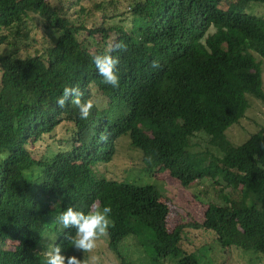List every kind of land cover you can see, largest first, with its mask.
I'll list each match as a JSON object with an SVG mask.
<instances>
[{"label":"trees","instance_id":"1","mask_svg":"<svg viewBox=\"0 0 264 264\" xmlns=\"http://www.w3.org/2000/svg\"><path fill=\"white\" fill-rule=\"evenodd\" d=\"M65 1L0 0V264H43L39 248L50 233L66 259L87 264L64 237L75 230L55 217L95 204L111 206L106 241L121 264H133L122 250L129 237L147 264H201L184 250L198 231H210L227 252L264 259V130H246L240 143L228 135L250 100L264 102V17L248 11L264 0H128L130 28L111 20L121 14L119 0H88L92 7L75 19ZM38 14L53 28L40 49L30 25ZM117 43L123 48L112 51ZM110 51L119 61L117 87L102 83L92 62ZM65 86L93 102L87 119L69 101L56 104ZM63 125L68 148L37 154ZM121 138L142 151L141 168L155 178L169 175L186 188L210 180L221 199L206 203L201 223L190 215L175 221L165 180L98 176L93 166L110 163Z\"/></svg>","mask_w":264,"mask_h":264},{"label":"rangeland","instance_id":"2","mask_svg":"<svg viewBox=\"0 0 264 264\" xmlns=\"http://www.w3.org/2000/svg\"><path fill=\"white\" fill-rule=\"evenodd\" d=\"M79 1L80 0L65 1V9L68 10L69 15L74 19L81 14L82 6L92 7L93 5L88 0H84V2ZM119 1L118 8L121 14L111 17V20L117 24H124L130 28L131 18L130 10L128 9L129 2L128 0ZM52 2L58 3V0H52ZM248 11L264 17V5L262 4H253L248 8ZM97 13L101 15L100 11H97ZM42 20L45 22L46 18H42L38 14L36 20L33 23L30 22V25H32L31 35L38 41L36 45L37 49L42 48L43 44L49 40V34L53 32V28L46 29L41 25L40 22H42ZM37 22L40 24L35 25ZM99 99L100 102L105 104V100L102 97L99 96ZM250 103V107L246 111L242 121L237 126L228 129V135L234 143H240L245 139L247 134L246 130L250 132H257L261 129L264 130V102L255 99L254 102L250 100ZM68 135L69 130L63 125L54 134L46 136L43 141L37 144L34 150L39 155L47 156L59 150L66 149L68 145L60 138ZM194 141L202 145L196 148V150H203L207 146L206 142L200 138H196ZM212 151L219 154L215 148H213ZM141 155L142 151L133 148L129 144L127 138H121L118 142V151L114 159L108 164L98 162L93 166V169L98 176L113 178L118 181L132 182L137 185L148 183L157 184V182H155L157 178L165 180L166 183L161 181V186L163 187L164 193L172 198L170 201V212L171 217L175 221L179 218H183L185 215H190L192 220L201 223L204 220V212L207 207L206 203L221 199V195L219 194L220 188L215 182L210 180L205 179L199 182H193L191 186L186 188L169 175L156 174L155 176L157 178H155L152 176L154 173H149L141 168ZM197 186H199L198 188H200L201 192H197ZM95 206L97 205L95 204L93 208ZM196 234L197 238H195L193 234H190L189 241H186V243L184 242V250L195 252L201 264H264V259H261L257 253L253 251H244L240 249L227 252L216 241L210 231L205 234L198 231ZM56 238L57 236L54 233L47 235L39 248L41 252L45 253L50 247H54ZM106 238L107 230L104 234L99 235L95 239V246L88 251L89 255L86 252H79L82 253V257L87 264H121L116 254L109 249ZM145 245L146 247L149 246L148 243H145ZM122 250L129 262H133V264H147V256L142 246L137 243L135 237H129L124 240ZM149 255H151V252ZM163 264H176V262L174 259L167 258Z\"/></svg>","mask_w":264,"mask_h":264},{"label":"clouds","instance_id":"3","mask_svg":"<svg viewBox=\"0 0 264 264\" xmlns=\"http://www.w3.org/2000/svg\"><path fill=\"white\" fill-rule=\"evenodd\" d=\"M123 48V45L117 43L113 50ZM92 62L95 65L96 72L102 78V83L117 87L119 85V75L117 70L118 57L111 54H96L92 56ZM151 66L158 67V61L153 60ZM66 101L73 104L78 109L80 119H87L90 110L93 108V102L90 99L82 100L80 92L76 87L65 86L62 94L57 97L56 104L63 108ZM151 158L149 157V160ZM111 206H95L89 211L84 212L73 206H68L55 217L56 221L64 229H74L72 234L65 233L64 237L70 245L76 249L90 251L95 246V239L106 232L110 224L109 214ZM43 264H80L77 256H68L67 259L61 251L60 246L50 247L44 254Z\"/></svg>","mask_w":264,"mask_h":264}]
</instances>
